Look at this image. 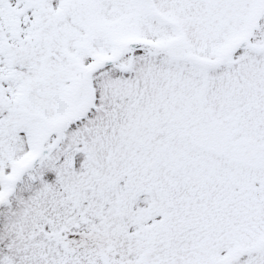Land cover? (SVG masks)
I'll return each mask as SVG.
<instances>
[{
	"label": "snow or ice",
	"instance_id": "obj_1",
	"mask_svg": "<svg viewBox=\"0 0 264 264\" xmlns=\"http://www.w3.org/2000/svg\"><path fill=\"white\" fill-rule=\"evenodd\" d=\"M0 264H264V0H0Z\"/></svg>",
	"mask_w": 264,
	"mask_h": 264
}]
</instances>
